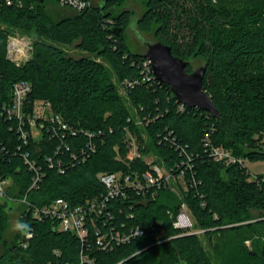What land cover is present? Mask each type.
I'll use <instances>...</instances> for the list:
<instances>
[{"label":"trees","instance_id":"obj_1","mask_svg":"<svg viewBox=\"0 0 264 264\" xmlns=\"http://www.w3.org/2000/svg\"><path fill=\"white\" fill-rule=\"evenodd\" d=\"M129 0H92L84 11L63 8L58 0H0V175L11 179L8 196L44 206L57 198L72 205L101 196L105 187L100 173L145 172L144 158L130 169L116 160L114 150L128 153L126 132L145 145L135 117L154 118L143 127L159 161L174 167L188 157L194 170L186 172L185 184L177 183L181 199L169 187L154 188L156 196L142 200L133 193L116 199L111 208L119 229L139 227L145 234L112 251L97 250L90 230L91 246H83L70 232L57 230L52 220H34L26 205L0 201V264H80L82 254L93 264H264V174L251 179L247 169L211 160L203 148L208 133L214 144L231 149L250 162L264 161L258 141L264 139V0H144L137 20L140 32L168 45L172 53L194 65H205L203 89L220 115L200 108H181L171 88L152 77L144 80L141 53L128 44V30L136 15L124 9ZM18 31L34 39L32 58L16 66L6 58L7 34ZM63 47H69L67 53ZM80 50L82 54H77ZM136 82L124 87V80ZM32 84L28 100L48 101L77 136L50 138L23 145L15 122L6 120L2 107L11 103L16 82ZM123 89L122 96L118 84ZM112 130V132H111ZM93 139L97 151L64 174L46 165L47 156L65 141L72 153ZM20 150L18 151V148ZM8 154L6 155V152ZM29 153L45 173L39 187L28 191L33 172L22 154ZM64 162L72 160L68 154ZM196 185H194V180ZM184 202L201 235L182 234L173 216ZM26 222L33 237L26 248L23 233L9 234L11 214ZM132 216V217H131ZM161 236L160 238H158ZM202 236V237H201ZM252 241V250L245 241Z\"/></svg>","mask_w":264,"mask_h":264},{"label":"built area","instance_id":"obj_2","mask_svg":"<svg viewBox=\"0 0 264 264\" xmlns=\"http://www.w3.org/2000/svg\"><path fill=\"white\" fill-rule=\"evenodd\" d=\"M6 5L11 6L13 0H4ZM58 4L63 8H72L78 12L84 11L92 6V0H58ZM6 58L20 66L29 61L33 56L34 44L33 39L26 35L20 34L18 31L7 34ZM145 73L144 80L152 77L156 79L152 65L149 60L144 64ZM157 80V79H156ZM158 81V80H157ZM160 82V81H159ZM136 82L124 80V87H132ZM161 83V82H160ZM32 84L27 81L16 82L11 90V103L5 104L2 107V114L6 120L15 122L19 138L23 145H28L30 142L39 143L42 141L46 133L50 138H59L64 140L67 135L77 136L78 131L66 123V121L52 111L51 104L48 101H35L34 103L28 100L32 93ZM186 107L181 104V108ZM154 121V118L148 117L135 119V124L143 126L145 123ZM112 132V130H111ZM102 135L101 132L87 133L89 141H86L85 146L80 147L78 153H72L67 142H62L55 151L54 156H47L45 159L46 165L50 169L57 170L58 173L64 174L68 167L75 166L77 163L87 161L92 154L97 151V143L93 141L97 135ZM126 143L128 153L122 157L119 153V147L114 150L117 153L116 160L126 164L128 170L131 162L138 158L145 157L141 153V145L136 136L131 132H126ZM204 153L213 161L221 162L225 166L238 165L240 168L247 169L251 175V179L258 180V175H252L247 167L248 159L237 156L231 149L214 144L210 138V134H206L203 138ZM258 150L264 154V139L258 141ZM20 147L18 148V151ZM5 152L4 147L0 146V154ZM8 151L6 152V155ZM68 154L71 162L66 164L64 156ZM25 164L33 172L32 182L28 191L36 189L45 177L42 166L38 160L32 159L29 153L21 155ZM1 157V155H0ZM146 161V159H145ZM150 166L145 172H114L100 173L98 179L105 187V192L96 198L87 199L84 203L72 205L64 198H57L44 206H36L30 203L25 196L22 199L11 198L8 196V189L11 186V179L3 178L0 175V201L9 200L14 203H23L26 205L25 214L31 215L36 220L43 222L52 220L56 223V228L62 232H70L78 237L83 246H91L90 230H95L93 243L97 250L112 251L116 246L130 243L135 238L145 234L144 230L139 227L126 228L125 224L119 229L112 215V202L116 199L126 200L135 193L146 200L149 195L156 196L154 188L169 187L181 199L180 186L183 185L187 190L185 175L186 172L192 173L194 170L193 159L188 157L187 160H182L180 164L174 167H167L163 162L146 161ZM194 180V179H193ZM264 182V178L262 179ZM194 185L196 182L194 180ZM173 216V226L180 230L182 234L201 235L204 231L194 228V219L190 213L189 207L184 202L181 203L180 209ZM132 217V216H131ZM33 237V231L30 229L28 233L22 236L19 246L26 248L29 240ZM159 236L158 238H160ZM246 246L252 250V241L246 240ZM92 259L87 254H82L80 264H93Z\"/></svg>","mask_w":264,"mask_h":264},{"label":"water","instance_id":"obj_3","mask_svg":"<svg viewBox=\"0 0 264 264\" xmlns=\"http://www.w3.org/2000/svg\"><path fill=\"white\" fill-rule=\"evenodd\" d=\"M154 39V42L150 43L145 52L141 54L150 61L156 79L171 88L173 97L180 104L188 108H200L214 117H218L220 113L217 107L203 89L206 66L203 64L194 65L193 70L188 72L186 70L188 62L175 56L171 47L155 37Z\"/></svg>","mask_w":264,"mask_h":264},{"label":"rangeland","instance_id":"obj_4","mask_svg":"<svg viewBox=\"0 0 264 264\" xmlns=\"http://www.w3.org/2000/svg\"><path fill=\"white\" fill-rule=\"evenodd\" d=\"M124 9H130V10L134 11L136 14L132 18V21L130 23V29L128 30V44L130 46V49L134 52L143 53V52H145L147 46L150 43L154 42V40H155L152 35H147V34H143L142 32H140L137 28V25H136L138 17L141 16V14L144 10V0H129L126 3ZM20 34H22V33H20ZM22 35H26V36L31 37L33 39V37L30 35H27V34H22ZM33 44H34V39H33ZM63 49L67 53H71V51L73 52V50L70 51L69 47H63ZM76 53L82 54V52L80 50H76ZM117 84H118V82H117ZM118 86H119V89H120L122 96L126 99V95H125L123 89L121 88V86L119 84H118ZM134 117L137 120V117L135 116V114H134ZM140 129L142 132L143 140L145 141V145L150 149V152L144 156L146 161H148L149 163L160 162L158 155L156 153V150H155L153 144L150 142L147 132L145 131V128L140 125ZM137 140L140 141L139 138ZM246 164H247L248 170L250 171V173L252 175L264 174V161H258V162L247 161ZM13 205H14L13 207L16 210V208H17L16 203H13ZM11 215H12L11 216L12 228L9 230V234H11V237H12L14 234L13 225L16 221L17 213L15 212V213H12ZM193 223H194V228L199 230L197 227H195V222H193ZM214 263L217 264V259H215V258H214Z\"/></svg>","mask_w":264,"mask_h":264},{"label":"clouds","instance_id":"obj_5","mask_svg":"<svg viewBox=\"0 0 264 264\" xmlns=\"http://www.w3.org/2000/svg\"><path fill=\"white\" fill-rule=\"evenodd\" d=\"M13 230L26 234L30 230V226L26 222H23L21 220H17V221H15V223L13 225Z\"/></svg>","mask_w":264,"mask_h":264}]
</instances>
